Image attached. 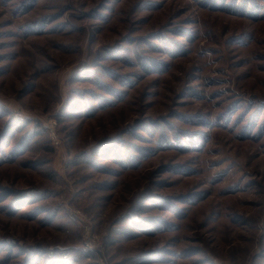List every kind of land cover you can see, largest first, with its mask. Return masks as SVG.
Segmentation results:
<instances>
[{
    "label": "rangeland",
    "instance_id": "obj_1",
    "mask_svg": "<svg viewBox=\"0 0 264 264\" xmlns=\"http://www.w3.org/2000/svg\"><path fill=\"white\" fill-rule=\"evenodd\" d=\"M0 264H264V0H0Z\"/></svg>",
    "mask_w": 264,
    "mask_h": 264
},
{
    "label": "trees",
    "instance_id": "obj_2",
    "mask_svg": "<svg viewBox=\"0 0 264 264\" xmlns=\"http://www.w3.org/2000/svg\"><path fill=\"white\" fill-rule=\"evenodd\" d=\"M243 10H246L247 9V7H241ZM249 13H248V15H250L252 18H259L258 16H253V15H251L252 13L250 12V11H248ZM243 14V13H242ZM243 15H247L246 13H244ZM257 15H258V13H257ZM147 68H149V67H152V65H147L146 66ZM30 140V138H29V136H24L23 138H22V140L19 142V144H18V147L16 148L17 149V152H19L20 150H22V149H24L28 144H29V141ZM147 198V197H146ZM146 200H150L151 201V199L150 198H147ZM152 203L154 204V205H156L155 203H154V201H151V205H152ZM146 203H144V205L143 206H147V205H145ZM151 223H150V225H152V226H155L156 225V222H153V221H150ZM157 226V225H156ZM142 229H145V228H142ZM158 230H160V229H158ZM147 232H151V231H147Z\"/></svg>",
    "mask_w": 264,
    "mask_h": 264
},
{
    "label": "built area",
    "instance_id": "obj_3",
    "mask_svg": "<svg viewBox=\"0 0 264 264\" xmlns=\"http://www.w3.org/2000/svg\"><path fill=\"white\" fill-rule=\"evenodd\" d=\"M92 243V242H91Z\"/></svg>",
    "mask_w": 264,
    "mask_h": 264
}]
</instances>
